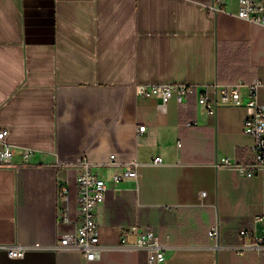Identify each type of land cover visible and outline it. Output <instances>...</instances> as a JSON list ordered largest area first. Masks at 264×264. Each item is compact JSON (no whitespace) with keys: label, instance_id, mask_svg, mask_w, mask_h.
I'll return each instance as SVG.
<instances>
[{"label":"crops","instance_id":"obj_1","mask_svg":"<svg viewBox=\"0 0 264 264\" xmlns=\"http://www.w3.org/2000/svg\"><path fill=\"white\" fill-rule=\"evenodd\" d=\"M223 1L212 12L213 0H0V130L14 146L12 165H0V264H148L145 250L120 246L133 227L166 246L164 264H264V170L216 167L253 161L243 132L252 110L209 115L197 95L137 93L260 80L264 105V27ZM85 163L109 183L95 214L108 248L94 261L52 247L10 257L8 246H54L75 231ZM129 164L138 178L114 183Z\"/></svg>","mask_w":264,"mask_h":264},{"label":"built area","instance_id":"obj_2","mask_svg":"<svg viewBox=\"0 0 264 264\" xmlns=\"http://www.w3.org/2000/svg\"><path fill=\"white\" fill-rule=\"evenodd\" d=\"M237 1L238 9L236 12H230L231 14L264 27V0ZM223 2V0H213L208 5L212 12H217L222 9ZM225 11L228 12L227 10ZM261 86L262 82L260 80H255L249 84L239 81L235 84H216L204 87L183 83L139 84L137 93L142 97L157 96L163 99L176 97L180 102L191 95H197L199 104L206 108L209 115H215L220 106L246 104L252 110V114L244 121L243 132L252 139L251 149L254 159L250 163L238 164L234 163L231 158L225 157L216 163V167L221 169L230 168L234 165L241 174L250 177L255 175L254 170L259 168L264 170V105L260 104L257 99L258 90ZM243 89H246L250 95L247 101L244 100ZM211 90L215 93L213 97L211 96ZM188 125H191V123ZM145 130V126L139 128L140 132H145ZM7 135V130H0V165H12L13 162L14 146L7 141ZM32 152V150H27L24 153V158L28 160ZM114 159L115 156H112L111 164H114ZM162 163L161 158L155 159V164ZM129 165L122 174L114 175V183H119L124 178H138V165ZM84 169L85 171L78 177L80 217L77 221H73L76 227L75 231L61 236L54 246H41L40 244L8 246L7 252L10 257L22 258L28 250L52 247L57 250L71 249L77 251L88 261L100 258L102 251L108 247L100 244L99 228L95 214L97 207L105 200L109 183L95 174L88 163L84 164ZM205 195L206 193L203 192L202 196ZM67 199L64 191L59 193L61 204L67 202ZM62 212L64 222L71 223L67 210L64 209ZM219 234L220 225L218 223L210 229L209 237L217 240ZM241 235L245 238H250L253 233L244 229L241 231ZM120 246L129 250H145L148 264H164L167 259L166 246L159 242L152 232L143 233L137 227L129 228L123 232Z\"/></svg>","mask_w":264,"mask_h":264}]
</instances>
